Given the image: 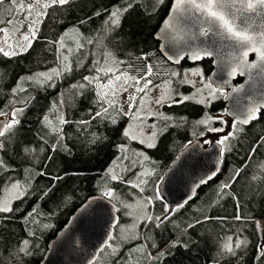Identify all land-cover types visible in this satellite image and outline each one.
<instances>
[{
  "label": "trees",
  "instance_id": "1",
  "mask_svg": "<svg viewBox=\"0 0 264 264\" xmlns=\"http://www.w3.org/2000/svg\"><path fill=\"white\" fill-rule=\"evenodd\" d=\"M9 1L0 4V29L14 14V5L2 10ZM169 4L170 0L55 3L46 9L36 37L23 52L0 51V117L8 113L11 117L0 134V195L13 182L26 189L8 211L0 210V264H41L56 233L83 202L101 194L104 184L108 183L106 190L127 197L135 191L103 173L126 140L129 116L117 103L98 95L96 86L86 80L90 71L79 72L73 65L68 78L63 74L64 80L53 87L28 86L25 95L15 90L19 78L56 64V41L64 31L103 32L113 13L121 12L112 31L116 38L109 44L124 57L126 73L139 79V85L161 82L173 65L159 52L154 34ZM206 61L205 77L210 70ZM71 80L82 85L66 88ZM218 92L209 104L210 116L225 111V92ZM52 104L65 113L60 130L51 129L44 120ZM163 110L172 116L171 125L153 148H145L155 160L154 169L160 171L150 177L155 194L152 218L140 224L138 249L125 245L104 258L106 246L93 264H264V110L248 125L233 124L228 129L219 170L178 208L166 205L157 185L187 143L196 138L209 143L208 126L197 122L205 112L198 102L164 104ZM114 202L119 221L113 237L126 220L119 200Z\"/></svg>",
  "mask_w": 264,
  "mask_h": 264
},
{
  "label": "water",
  "instance_id": "2",
  "mask_svg": "<svg viewBox=\"0 0 264 264\" xmlns=\"http://www.w3.org/2000/svg\"><path fill=\"white\" fill-rule=\"evenodd\" d=\"M154 37L170 63L211 60L207 78L225 91L230 121L245 126L264 110V0H171ZM10 118V113L0 117V134ZM221 161L219 142L190 141L165 170L158 194L170 208L188 203ZM118 221L113 200L101 194L89 197L49 242L41 264H93ZM261 235L264 240V228Z\"/></svg>",
  "mask_w": 264,
  "mask_h": 264
},
{
  "label": "rangeland",
  "instance_id": "3",
  "mask_svg": "<svg viewBox=\"0 0 264 264\" xmlns=\"http://www.w3.org/2000/svg\"><path fill=\"white\" fill-rule=\"evenodd\" d=\"M66 1L68 0H10L9 3L4 4L3 11L14 5V14L8 25L0 29V51L5 54L23 52L36 37V31L48 6ZM120 15L121 12H114L108 27H105L103 32L87 33L73 28L64 31L56 41V64L42 71L21 76L15 87L20 95L27 93L28 86L53 87L56 81L62 79L63 74L68 78L74 65L79 72L83 69L90 71L89 78L85 79L96 86L98 95L107 102L117 103L129 116L125 127L126 140L119 144L116 156L103 173L110 180L132 186L135 191L127 197L124 193L106 190L108 183L101 189V195L113 201L119 200L126 218L125 222L117 226L116 234L107 245L104 258L106 254H116L125 245L137 250L140 224L152 218L150 205L155 194L150 177L160 171V167L154 169L155 160L145 148H153L158 136L171 125L172 116L163 110V105L182 101L198 102L205 107L204 114L197 119L198 123H202L205 116L212 114L209 104L219 94L218 89L205 80L199 66L181 69L183 80L192 88L189 91L175 90L168 80L157 84L144 81L139 85V79L130 78L126 73L124 57L118 55L109 44L110 40L116 38L112 31L119 24ZM81 85L82 82L71 80L66 88L78 89ZM227 119L226 114H213L211 118H206L208 142L217 141L221 144L224 142V138L219 133L224 134L226 131ZM44 120L51 129L60 130L59 124L65 121V113L52 104L50 112L44 115ZM220 123L221 126H214ZM135 141L141 146L134 144ZM25 190L18 182L6 186L0 195V210L8 211L12 202L22 197Z\"/></svg>",
  "mask_w": 264,
  "mask_h": 264
},
{
  "label": "flooded vegetation",
  "instance_id": "4",
  "mask_svg": "<svg viewBox=\"0 0 264 264\" xmlns=\"http://www.w3.org/2000/svg\"><path fill=\"white\" fill-rule=\"evenodd\" d=\"M170 2H171V0H170ZM170 5V4H169ZM169 9V8H168ZM158 48V47H157ZM206 60H209L210 61V64L208 65V67L210 66V70H211V68H212V62H211V60L210 59H202V60H200V61H194V62H190V61H188L187 59H183L181 62H179L178 64H173V63H171L172 65H173V68H171L170 69V71H168V78H166L165 80H168V81H170V83L173 85V87H174V89H175V87L176 86H184V85H186V86H189L190 87V90L192 89L191 88V86L189 85V84H187V83H185V81L183 80V77H182V75H181V69L182 68H188V67H193V66H199L201 69H202V72H203V75H204V77H205V72H206V68H207V65H206V63H207V61ZM210 70L209 71H207V73H209L210 72ZM208 75V74H207ZM207 75H206V77H205V80L207 81V82H209L208 81V78H207ZM176 79H179V81L176 83V82H174V80H176ZM164 80V81H165ZM159 83V82H158ZM155 84H157V83H155ZM219 90V89H218ZM189 91V90H188ZM222 91H224V90H222ZM225 92V91H224ZM225 95V94H224ZM213 101V100H212ZM182 102H188V101H182ZM182 102H179V103H182ZM189 102H194V101H189ZM179 103H175V104H179ZM211 103V102H210ZM213 114H215V115H217V114H226L225 113V111L223 112V111H215ZM207 117H210L211 118V116H205L204 117V119L202 120V123L201 124H204V125H206L205 124V121H206V118ZM228 120V126H227V128H226V131L224 132V134L223 133H219L223 138L226 136V134L228 133V129L229 128H231L232 126H233V124H237V123H234V122H232V121H230L229 120V118L227 119ZM216 123V122H215ZM219 126H221V123L219 124ZM219 126H217V127H219ZM164 132V131H163ZM208 135H209V133L208 132H206L205 133V136H207L208 137ZM159 137V136H158ZM206 137V138H207ZM157 141H158V139H157ZM135 144H137V145H139V146H141V144H139L137 141H135L134 142ZM210 143V142H209ZM208 143V144H209Z\"/></svg>",
  "mask_w": 264,
  "mask_h": 264
}]
</instances>
